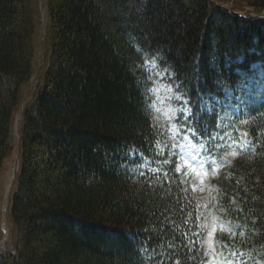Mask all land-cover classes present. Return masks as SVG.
Segmentation results:
<instances>
[{
	"label": "trees",
	"instance_id": "trees-1",
	"mask_svg": "<svg viewBox=\"0 0 264 264\" xmlns=\"http://www.w3.org/2000/svg\"><path fill=\"white\" fill-rule=\"evenodd\" d=\"M232 2L258 16L212 0H0V220L23 107L14 239L0 264L204 263L190 176L162 145L155 67L179 93V139L186 101L203 117L196 127L211 151L200 153L204 168L222 163L213 182L239 237L231 244L263 255L264 0Z\"/></svg>",
	"mask_w": 264,
	"mask_h": 264
},
{
	"label": "rangeland",
	"instance_id": "rangeland-1",
	"mask_svg": "<svg viewBox=\"0 0 264 264\" xmlns=\"http://www.w3.org/2000/svg\"><path fill=\"white\" fill-rule=\"evenodd\" d=\"M212 1L215 4L219 5L221 8L228 9L232 11L234 14H238L245 18L248 17L253 18L258 16L257 13H255L254 10L248 6H244L241 9L233 8V2H232L233 0H212ZM262 13L264 14V11H262L260 14L262 15ZM41 18L43 20L42 13H41ZM41 54L42 52L40 50L38 54L39 56L38 58L41 57ZM159 73L161 78L156 81L153 88L155 109L159 117L165 119L168 122V130L169 133L171 134L167 135L164 138V141L172 145L173 143L180 141L176 137V132H175L176 124L174 123L177 116V111L180 107L179 105H177L176 103L174 104L173 102L172 97L176 95V93L169 85L168 80L164 78L166 77L164 76L165 71L162 70V68H160ZM34 79H35V74L33 75L30 81L29 90L27 91L25 100L28 98L29 93L33 91ZM15 144H17V142H15ZM11 154L9 160L11 159ZM9 160L7 161V168L5 173L8 171ZM181 165H183L184 169H186V171L188 172L192 184V190L196 193L195 196L198 199L197 200L198 207L201 214L200 225L205 232L204 247L207 257L205 264H226L227 261H231V264H233L235 260L233 259L234 256L232 254L235 252H231L230 255L232 256V258H229L230 257L228 256L229 253H226L224 251V247H223L224 238L222 236L223 233L225 234L230 233L231 228L228 224V221L222 218L221 212L219 211V206L215 201L216 191L213 184V180L219 172L220 163L216 162L215 165L212 164V168L207 167L196 172H193L192 170V168L195 167V165L189 166V164H186L184 160L181 161ZM214 167L216 169L215 171H213ZM4 175L2 177V191H1V195H2L1 219L3 218V221L0 222V250H3L7 246H10L14 239L13 224L10 220L9 209H8L9 198H10L11 190L13 188L14 181L11 183L9 190H6L4 186L5 185ZM14 180H15V175H14ZM231 236L232 234L229 235V237ZM227 248H230V246H228ZM256 263L264 264V259L257 260Z\"/></svg>",
	"mask_w": 264,
	"mask_h": 264
},
{
	"label": "snow or ice",
	"instance_id": "snow-or-ice-1",
	"mask_svg": "<svg viewBox=\"0 0 264 264\" xmlns=\"http://www.w3.org/2000/svg\"><path fill=\"white\" fill-rule=\"evenodd\" d=\"M150 63H151V60L145 61L146 66L150 65ZM179 98L180 97H177V99H179ZM189 103H190V101H186L185 105L180 110L183 117H184V124L182 125V127L185 129V132L182 136V140L185 141L186 143H181L179 141L173 143L171 145L170 155L174 156V157H178V159H180V160H184L186 164H189V166L198 165L200 169H203L204 165L206 163H208V160L205 157L201 156L200 149H204V151H207V152H210L211 149L207 148L205 146V144L202 142L201 138H202L203 134L200 133L199 129L196 127V124L200 120H202L203 117L199 112H193V109L191 107H188ZM247 135H248L247 132L242 133L241 138L246 137ZM209 138L215 139L216 137L211 136V134H209ZM194 140L196 141L195 143L193 142ZM232 143L233 144H239V141L233 140ZM245 143H247V142H245ZM213 147H218V146L213 145ZM231 147L232 146L229 145V148H231ZM162 152H163V150H161V152L157 153V155H161ZM230 154L231 155H237L238 153L235 150H233ZM138 155H140L141 160L146 159L142 153H138ZM155 162H158V161H155ZM163 163L164 164H170L171 161L164 160ZM212 164L215 165L216 161L213 160ZM192 170H193V172H196L195 167H193ZM215 170L216 169L214 167L213 171H215ZM155 171L159 172V169H156ZM179 172H180V168H179V166H177L176 167V173L178 174ZM141 175H143V173H141ZM163 175L165 177H167L168 172L165 171L163 173ZM185 175H188V173H185ZM196 235H199V233H197ZM186 236H187V234H185V237ZM188 243L194 244L195 242L194 241H188ZM233 255H235V253H233ZM262 259H264V257H262ZM177 264H179V262H177ZM226 264H231V261H227Z\"/></svg>",
	"mask_w": 264,
	"mask_h": 264
},
{
	"label": "bare ground",
	"instance_id": "bare-ground-1",
	"mask_svg": "<svg viewBox=\"0 0 264 264\" xmlns=\"http://www.w3.org/2000/svg\"><path fill=\"white\" fill-rule=\"evenodd\" d=\"M225 10L230 11L228 9H225ZM230 12L233 13L232 11H230ZM236 15H238V14H236ZM43 16H44V13H43ZM238 16H240V15H238ZM260 16H264V14L262 13V15L260 14ZM240 17H243V16H240ZM20 112H21V108L16 115V123H19V121H20V117H21ZM16 139H18L17 136H16ZM15 145L16 146H15L14 150H12L13 152L11 154V159L8 162V171L4 175V184H5L4 186H5L6 190H9L11 183L14 181V175H15V172H16L17 166H18V148H17V144H15Z\"/></svg>",
	"mask_w": 264,
	"mask_h": 264
},
{
	"label": "water",
	"instance_id": "water-1",
	"mask_svg": "<svg viewBox=\"0 0 264 264\" xmlns=\"http://www.w3.org/2000/svg\"><path fill=\"white\" fill-rule=\"evenodd\" d=\"M41 13H42V8H41ZM44 31H45V28H44ZM21 114V113H20ZM18 124L19 123H16L15 121V131L17 132V134L19 135V132H18ZM17 148H18V157H19V143L17 144ZM18 168V167H17ZM1 221H3V219H1ZM0 221V222H1Z\"/></svg>",
	"mask_w": 264,
	"mask_h": 264
}]
</instances>
